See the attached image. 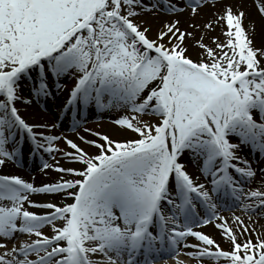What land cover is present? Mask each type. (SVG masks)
Masks as SVG:
<instances>
[{
	"label": "snow or ice",
	"instance_id": "obj_1",
	"mask_svg": "<svg viewBox=\"0 0 264 264\" xmlns=\"http://www.w3.org/2000/svg\"><path fill=\"white\" fill-rule=\"evenodd\" d=\"M255 34L232 0H0V264H264L257 222L221 215L264 218Z\"/></svg>",
	"mask_w": 264,
	"mask_h": 264
},
{
	"label": "bare ground",
	"instance_id": "obj_2",
	"mask_svg": "<svg viewBox=\"0 0 264 264\" xmlns=\"http://www.w3.org/2000/svg\"><path fill=\"white\" fill-rule=\"evenodd\" d=\"M232 3L236 4L238 7L243 6V9L247 12L248 14V18L249 21L254 22L256 24V34H255V42L257 43V45H259L261 43V39L262 37H264V17H261V15L258 13L254 0H232ZM215 11V9H205L204 13L200 16L197 17L198 21H206L208 18H210L213 14V12ZM148 19L150 20V22L152 23L153 28H156L159 26V19L157 18H153L151 16L148 17ZM180 19L182 21H186L187 20V16H181ZM186 26V25H185ZM220 33V28H216L215 29V34H219ZM224 37L221 36V39H223ZM58 105L56 103H53L52 101L48 102V109L51 112L56 111ZM115 113L113 112H109V113H100V114H96L95 112H90L88 114V123L87 125H85V127H91L93 129H99L103 132H107V133H111V134H117L115 132V126H114V120L116 119V117L114 116ZM97 116H104V117H110V119L108 120H101L98 121V117ZM69 121H66V123H68ZM69 135H72L73 138H75V134L69 132ZM28 158V157H26ZM255 159V157H254ZM61 163H63V161H61ZM262 163H264V161H262ZM41 164L40 161H38L37 159H33V160H29V159H25L22 167L19 168V170L21 172H23V174L26 177H32L34 178L35 182L37 184H39L42 180H47L48 177L44 176L42 174V172L40 171L39 165ZM29 171H35L38 173H29ZM56 173L55 172H50L49 173V177L51 176H55ZM235 212V214L237 215H241L242 218L245 220V223L248 224L250 223V221L247 219V217H251L252 220L256 221L257 223L255 225H253V227H255L257 229V231H261L264 230V218H262L259 214L255 213V212H242L241 209L239 208H234L231 210L228 209H221V215L226 216L229 218V221L231 222V216L232 213ZM201 230L205 231L206 233L212 235L215 239H217L220 243H221V247L227 248L228 245L226 242H224L223 240H221L220 234L218 232V230L213 227V226H200ZM255 234H253L254 236ZM23 238V237H22ZM190 240H192L193 243H195L196 241L189 237ZM184 251H189V249H185ZM182 256L185 258H188L191 262V264H197V261L195 259L189 258L187 256H185L182 252ZM164 262V261H163ZM162 264H176L177 260H172L170 262H165ZM203 264H215V261L213 260H208L206 259Z\"/></svg>",
	"mask_w": 264,
	"mask_h": 264
},
{
	"label": "rangeland",
	"instance_id": "obj_3",
	"mask_svg": "<svg viewBox=\"0 0 264 264\" xmlns=\"http://www.w3.org/2000/svg\"><path fill=\"white\" fill-rule=\"evenodd\" d=\"M175 258H179V259H181L182 260V258H181V254L178 256V257H174V259ZM186 261L188 262V264H191V262H190V260L189 259H186ZM160 264H162V263H160Z\"/></svg>",
	"mask_w": 264,
	"mask_h": 264
}]
</instances>
